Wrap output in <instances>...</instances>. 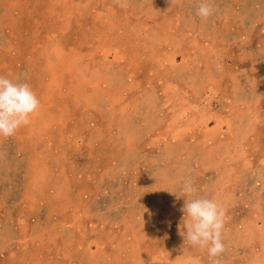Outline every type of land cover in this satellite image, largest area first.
<instances>
[{
  "label": "rangeland",
  "instance_id": "rangeland-1",
  "mask_svg": "<svg viewBox=\"0 0 264 264\" xmlns=\"http://www.w3.org/2000/svg\"><path fill=\"white\" fill-rule=\"evenodd\" d=\"M212 5L0 0V76L40 100L0 138V264H211L186 178L221 264H264V0Z\"/></svg>",
  "mask_w": 264,
  "mask_h": 264
},
{
  "label": "clouds",
  "instance_id": "clouds-1",
  "mask_svg": "<svg viewBox=\"0 0 264 264\" xmlns=\"http://www.w3.org/2000/svg\"><path fill=\"white\" fill-rule=\"evenodd\" d=\"M114 2L119 3V0ZM213 14L212 0H198L196 15L201 20L207 21ZM39 108L40 100L28 83H14L0 76V138L11 137L29 124L30 117ZM179 191V197L185 201L182 208L184 243L206 250L211 264H221L219 258L226 251L223 208L214 199L198 196V189L190 178L182 181Z\"/></svg>",
  "mask_w": 264,
  "mask_h": 264
}]
</instances>
